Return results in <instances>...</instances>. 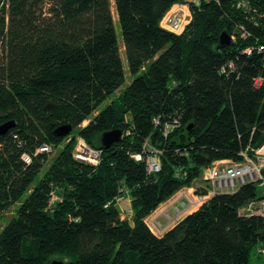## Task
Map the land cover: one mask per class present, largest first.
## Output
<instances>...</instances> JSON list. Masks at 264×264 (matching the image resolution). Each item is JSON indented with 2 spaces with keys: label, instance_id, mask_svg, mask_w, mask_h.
<instances>
[{
  "label": "trees",
  "instance_id": "trees-1",
  "mask_svg": "<svg viewBox=\"0 0 264 264\" xmlns=\"http://www.w3.org/2000/svg\"><path fill=\"white\" fill-rule=\"evenodd\" d=\"M113 4L0 0V125H15L0 135V214L30 192L0 234V264H252L264 219L238 211L259 197L257 184L216 194L162 236L145 219L203 168L264 143V0ZM181 4L186 29H163ZM224 31L232 44L217 49ZM122 51L132 80L99 111L126 83ZM155 118L179 126L165 137ZM65 125L102 150L98 167L75 158L73 132L55 134ZM119 129L104 149L101 136ZM147 139L163 152L155 176L132 157ZM44 145L52 152L37 154ZM125 191L133 222L117 207Z\"/></svg>",
  "mask_w": 264,
  "mask_h": 264
},
{
  "label": "built area",
  "instance_id": "built-area-1",
  "mask_svg": "<svg viewBox=\"0 0 264 264\" xmlns=\"http://www.w3.org/2000/svg\"><path fill=\"white\" fill-rule=\"evenodd\" d=\"M176 7L178 8L177 11L169 12L170 14L167 13L163 17L161 26L169 32L182 34L191 21L186 23L187 19L184 18L185 8L188 10L189 8L184 4L176 5ZM250 51L251 49L249 53ZM155 125L161 126L163 136L167 137L175 130V127L179 126V122L161 123L159 119L155 118ZM144 142L142 152L133 153L132 157L137 162H144L147 174L155 176L162 170L161 155L163 152L160 148H152L148 139ZM76 145L75 158L98 167L102 160V150L93 148L82 139H79ZM51 152L52 149L44 145L37 151V154ZM240 157L241 161L221 160L214 162L210 167L203 168L199 180L192 183L193 185L179 190L173 197L159 205L156 211L146 217L145 223L148 229L157 237L162 236L169 227H174L186 215L201 209L202 205L216 194L234 193L245 184H257L258 187L262 188V191L256 200L246 203L239 209V215L243 217L260 216L264 219V143L254 149L243 150ZM22 158L27 164H31L33 160L29 155H23ZM170 221L173 222L170 223Z\"/></svg>",
  "mask_w": 264,
  "mask_h": 264
},
{
  "label": "rangeland",
  "instance_id": "rangeland-1",
  "mask_svg": "<svg viewBox=\"0 0 264 264\" xmlns=\"http://www.w3.org/2000/svg\"><path fill=\"white\" fill-rule=\"evenodd\" d=\"M188 1H191V0H188ZM114 0H111V3L112 5L113 4ZM114 8V6H113ZM178 8L177 7H174L173 9L170 10V12H175L177 11ZM170 14V13H169ZM184 18L187 19L186 20V23L189 22V20H191V13H190V10L186 9L185 8V14H184ZM183 18V19H184ZM184 19V20H185ZM115 20V28H116V31H117V34L119 36V42H120V31H119V23H118V20L116 19V16L114 18ZM120 45H122V43L120 42ZM122 60H123V64H124V67H125V73H126V76H127V79H126V83L122 86V88L117 92V94L111 96L107 102H105L102 106L99 107V111L102 110L103 108H105L107 106V104H109L110 101L116 99L114 97H117L119 93L123 92L127 86L129 85V82L132 80V76L129 75V72L127 71V64H126V61H125V54L123 53L122 51ZM98 111V112H99ZM96 112V113H98ZM88 124V121H86V123L82 126L83 127H86V125ZM75 135H76V144L78 142L79 139H82L84 140L78 133V130H75V132H73ZM69 141V140H68ZM85 141V140H84ZM86 142V141H85ZM75 144V145H76ZM63 146H60V147H57L55 148L53 154H51L49 157H50V160L49 162L45 165L44 167V170H47L49 165L51 164V162L53 161V159L55 158L54 156H56L62 149H63ZM77 147V145H76ZM75 151H76V148H75ZM75 153V152H74ZM52 160V161H51ZM43 174V173H42ZM261 191H262V188L258 187V193L261 194ZM30 194L27 193L23 198H22V201L18 202L17 204L11 206V208H9L8 210L6 211H3L1 214H0V234L1 232L3 231V229L6 227V225L8 223H10L12 221L13 218L17 217V210L20 208V206L22 205V202L24 201V199H26V197H28ZM116 203H117V207H118V210H120V214H121V218H124L125 220H128V221H132V218L134 217V209H132V203H133V198L131 197L130 193L129 192H124L122 193V195H120V197H117L116 198ZM61 200V197L59 194H55L53 196V202L56 203V201H60ZM173 221H170V223H172ZM178 224V223H176ZM166 225V224H165ZM172 225V224H171ZM175 225V224H174ZM173 225V226H174ZM167 226V225H166ZM170 228V227H169ZM264 252L263 250H253L252 251V254H251V260H252V264H264ZM61 258H55V259H52L51 263L54 262V261H58L60 260ZM64 260V259H63ZM62 260V261H63Z\"/></svg>",
  "mask_w": 264,
  "mask_h": 264
},
{
  "label": "water",
  "instance_id": "water-1",
  "mask_svg": "<svg viewBox=\"0 0 264 264\" xmlns=\"http://www.w3.org/2000/svg\"><path fill=\"white\" fill-rule=\"evenodd\" d=\"M220 42L217 46L218 48H228L232 44V37L228 33V31H224L220 35ZM13 122H7L6 124L0 125V135H5L8 133V131L14 127ZM73 128L69 125H65L55 131V134L60 137L64 136H70L72 135ZM123 132L122 130H109L108 132H105L100 139V144L102 147L106 150H108L114 143L119 142L122 139ZM51 264H65L62 260H56L52 262Z\"/></svg>",
  "mask_w": 264,
  "mask_h": 264
},
{
  "label": "bare ground",
  "instance_id": "bare-ground-1",
  "mask_svg": "<svg viewBox=\"0 0 264 264\" xmlns=\"http://www.w3.org/2000/svg\"><path fill=\"white\" fill-rule=\"evenodd\" d=\"M151 146H152V148H156L155 146L153 147V145H151ZM169 229H171V228H168L167 232L169 231Z\"/></svg>",
  "mask_w": 264,
  "mask_h": 264
},
{
  "label": "crops",
  "instance_id": "crops-1",
  "mask_svg": "<svg viewBox=\"0 0 264 264\" xmlns=\"http://www.w3.org/2000/svg\"><path fill=\"white\" fill-rule=\"evenodd\" d=\"M174 7H176V5H175ZM174 7H173V8H174ZM188 215H190V214H188ZM188 215H186V216H188ZM186 216H185V217H186ZM185 217H184V218H185Z\"/></svg>",
  "mask_w": 264,
  "mask_h": 264
}]
</instances>
